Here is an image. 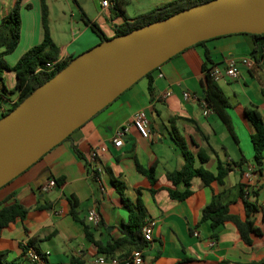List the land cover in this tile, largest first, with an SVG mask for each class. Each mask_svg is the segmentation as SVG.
<instances>
[{
	"label": "crops",
	"instance_id": "crops-1",
	"mask_svg": "<svg viewBox=\"0 0 264 264\" xmlns=\"http://www.w3.org/2000/svg\"><path fill=\"white\" fill-rule=\"evenodd\" d=\"M70 6V0H46L51 35L60 46V57L70 58L101 42L88 25L80 26L79 33L69 38L65 8L61 15L55 8L59 2ZM170 0H120L128 18L150 12ZM87 16L96 21L107 37H113L125 17L114 6L104 7L99 0H74ZM134 2H138L134 5ZM15 0H0V23L8 15ZM31 4V7H27ZM130 5L131 7L130 9ZM20 43L16 50L5 56L15 65L32 46L42 42L44 27L41 0H23L21 9ZM253 37L245 33L227 34L208 39L203 44L188 47L171 57L153 72L144 76L125 90L112 103L98 112L89 121L76 129L70 138L56 145L26 171L0 188V206L20 201L29 209L25 219L17 218L0 235V251H9L8 260L18 264H31L23 252V244L34 239L47 257L49 264H98L97 246L88 240L84 225L70 213L71 199L79 201V216L92 226L97 239L104 242L122 235L123 223L129 219L113 178L125 183L126 195L135 202L137 189L146 205L152 223L153 238L141 250L122 247L114 257L106 256L105 264L132 261L137 252L143 264H247L264 258V159L261 166L255 161L252 141L254 126L246 109L256 106L264 114V60L253 62L251 67L241 66L235 79L219 81L229 100L228 111L232 118L233 133L226 123L211 108L204 106V53L210 50L209 66H225L232 57H251ZM254 60V59H253ZM5 83V84H4ZM0 81V117L18 100L17 95L4 92L16 84L13 70L4 72ZM171 94L165 96L166 92ZM189 91L192 96L184 97ZM144 110L149 118L150 136L143 137L132 124L135 113ZM125 125L124 144L114 145L116 133ZM178 128L190 150L196 157V165L217 173L218 161L227 163L246 158L245 175L238 167L233 168L220 183L216 180L204 184L200 177L191 181L193 193L184 200L173 199L168 189L174 187L168 178L169 171L181 169L185 157L172 137ZM76 145L84 157H80ZM99 146L96 161L90 158L91 151ZM209 156L202 162L199 154ZM137 159L148 167L156 166V193L151 191L148 176L138 170ZM249 173V177L246 176ZM51 179H62L48 190L44 186ZM242 181L258 190L250 199L257 203L255 215L262 235H253V244H245L232 223L221 226L214 236L209 222H201L202 210L218 194L222 200H234L233 213L244 217V207L238 199V183ZM178 189L184 190L181 183ZM45 206V207H42ZM96 207L100 221L93 224L88 212ZM130 262V263H128Z\"/></svg>",
	"mask_w": 264,
	"mask_h": 264
},
{
	"label": "water",
	"instance_id": "water-1",
	"mask_svg": "<svg viewBox=\"0 0 264 264\" xmlns=\"http://www.w3.org/2000/svg\"><path fill=\"white\" fill-rule=\"evenodd\" d=\"M245 32L264 33V0L205 1L82 52L0 117V188L171 57Z\"/></svg>",
	"mask_w": 264,
	"mask_h": 264
},
{
	"label": "trees",
	"instance_id": "trees-1",
	"mask_svg": "<svg viewBox=\"0 0 264 264\" xmlns=\"http://www.w3.org/2000/svg\"><path fill=\"white\" fill-rule=\"evenodd\" d=\"M205 1L209 0H170L164 5L150 12L140 14L130 19L125 15V10L121 5L120 0H116L114 7L119 10L120 13H122V15L125 17V20L123 23L117 26L114 36L128 33L134 29H137L138 27L169 17L186 8L195 6ZM41 3L42 21L44 27L43 40L41 43L28 49L13 66H11L6 61L5 56L14 52L20 43L22 25L21 9L23 6V0H15L10 12L2 19L0 23V81L4 83V72L6 70L15 71V86L9 90L6 85H4V92L18 96V100L14 103V105L2 115H5L16 108L36 88L55 76L76 56H78L75 55L64 59L54 70H38V68L45 62L59 59L61 53L60 46L54 41L51 35L48 18V5L46 0H41ZM27 7H31V4H28ZM82 18L84 23L88 25L98 36H100L101 41L107 37L100 25L96 21L90 19L83 10ZM245 34H249L253 37L252 49L250 52L251 57L254 59V61L261 62L264 60V33L245 32ZM206 41L207 40H204L197 44H203ZM204 57V100L207 102V105L219 115V117L226 123L229 130L233 133L232 118L228 111L230 103L224 90L210 73L211 67L209 66V63L213 61L208 48L205 50ZM155 70H157V68ZM155 70L149 72L146 75L151 76V91L153 83L152 74ZM246 114L254 126L252 141L255 148V161L258 166H261L264 159V114L256 106L247 108ZM70 136H68V138H70ZM172 137L182 150V153L185 157V164L181 169L168 172V178L174 185V187H170L168 189L169 194L173 199L184 200L193 193L191 181L194 177H200L204 184L210 185L214 180L223 183L226 175L235 167L239 168L240 175L242 177L245 175V157H242L239 161H233L232 163H227L219 159L217 173H214L202 165H196V157L188 147L186 140L184 139L183 135L180 134L178 128L174 127L172 130ZM73 147L80 157H84L76 145ZM199 156L202 162H206L209 159V156H206L203 153H200ZM137 167L140 172L148 176L151 183L150 189L153 193H156L155 185L157 184L158 179L155 173V164L145 167L137 159ZM56 182L61 184L62 179H57ZM113 182L122 197L125 208L129 212V219L127 222L123 223L122 235L118 238L110 239L106 242L97 239L93 226L85 218L79 216V201L75 198L74 200L71 199L70 201V213L74 219L80 221L84 225L88 240L97 246L99 253H104L106 256L110 257H114L116 252L125 246H130L132 249L141 250L148 241L144 236L143 227L149 216V212L141 198V189H137L138 197L137 200L133 202L126 195L127 187L125 183L115 177L113 178ZM181 183L185 184L186 186L184 190L177 188V186ZM237 189V200H240L243 204L244 217L232 212L231 205L235 202L234 200H222L218 194L214 193L211 202L207 204L202 210L201 222L210 223L214 231V236L221 226L227 223H232L236 227L241 240L247 245H252L253 235H262V230L257 227L255 222V215L260 209L257 203L250 199V195H256L258 190L252 187L250 184L242 181L238 183ZM28 212L29 209L18 200H15L11 203L2 204L0 206V235L3 230L17 218L22 220L25 219ZM22 246L25 257L28 248L31 246L40 251V249L35 246L33 238L27 243H24ZM8 255L9 251H0V264H18L15 261H9ZM126 262V259H121L119 264H126ZM247 264H264V258L261 260L251 261Z\"/></svg>",
	"mask_w": 264,
	"mask_h": 264
},
{
	"label": "built area",
	"instance_id": "built-area-1",
	"mask_svg": "<svg viewBox=\"0 0 264 264\" xmlns=\"http://www.w3.org/2000/svg\"><path fill=\"white\" fill-rule=\"evenodd\" d=\"M116 3V0H102V5L104 7H110L114 6ZM65 58L59 57V59L54 61H48L45 62L42 66L38 68L40 69H47V70H54L57 68L59 64L64 60ZM253 58L252 57H242V58H236L232 57L228 60L227 64L225 66H212L210 69V73L213 76V78L219 82L226 79H235L239 77L241 73V66L245 65L247 67H251L253 65ZM171 92L168 91L164 95L168 96ZM192 96V94L189 91L184 92V97L189 98ZM204 106L206 109L210 108L207 105V102L204 100ZM211 109V108H210ZM132 124L135 126V128L139 131V133L143 136L148 138L150 136V129H149V118L147 113L144 110H139L135 113L132 119ZM129 130V125H125L116 133V137L114 138V145L117 147H121L124 144V138L125 133ZM104 146H99L94 148L91 151L90 158L93 161H96L99 157L100 152L104 151ZM249 177V173L247 175ZM57 185L56 179H51L45 186L44 190H48L54 186ZM88 220L92 222L93 224H98L100 221V213L96 207L91 208L88 212ZM143 233L147 240H152L153 238V229H152V223L147 221L143 227ZM26 258L31 264H49V261L45 254L40 250H37L35 247L31 246L28 248L26 252ZM106 255L103 254L100 257L97 258L96 262L98 264H105L106 263ZM134 264H143L144 259L141 256L140 252H137L135 254V257L132 261ZM130 263V262H128Z\"/></svg>",
	"mask_w": 264,
	"mask_h": 264
},
{
	"label": "rangeland",
	"instance_id": "rangeland-1",
	"mask_svg": "<svg viewBox=\"0 0 264 264\" xmlns=\"http://www.w3.org/2000/svg\"><path fill=\"white\" fill-rule=\"evenodd\" d=\"M96 4L98 5V8H100V4H99V0H95ZM148 1V0H146ZM134 5H137L138 2H134ZM131 7H133L132 5H130V9ZM62 8H65V12H66V19L67 21H70L69 26H68V33H69V38H65L63 39V42H66L68 39H72L74 35H77L79 33V27L80 26H84V20L82 18V9L80 8V6L74 2V0H70V6L66 4H63V2H59L58 5H56L55 8V12L56 14H60L62 12ZM1 115V113H0Z\"/></svg>",
	"mask_w": 264,
	"mask_h": 264
}]
</instances>
